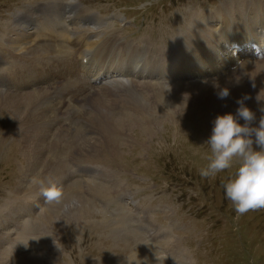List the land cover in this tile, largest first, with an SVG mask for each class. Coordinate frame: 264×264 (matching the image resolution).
Segmentation results:
<instances>
[{"label": "rangeland", "instance_id": "obj_1", "mask_svg": "<svg viewBox=\"0 0 264 264\" xmlns=\"http://www.w3.org/2000/svg\"><path fill=\"white\" fill-rule=\"evenodd\" d=\"M57 1L0 0V67L7 64V70L12 68L10 58L15 54L12 46L15 35L12 36L18 28L14 23V12H18L24 4V9L28 4L34 10L35 7H42L40 10L48 13L51 3H54L62 26L78 32L86 29L78 20L70 18V21L68 18L65 21L67 14L72 15L76 8L71 9ZM225 1L79 0L81 6L97 11L95 14L99 16L110 18L114 14L120 15L122 19L115 18L114 31H121L125 43L130 40L144 45L143 40H164L165 51L174 28L184 29L196 12L212 11ZM225 9L231 11L232 7ZM152 31L157 33L158 41L153 40ZM70 33L63 38L65 44ZM47 37L56 46V35L52 33ZM213 37V42L217 39L221 43L225 41L217 34ZM66 45L72 52L73 47ZM243 47V51L252 50L249 45ZM262 54L258 53L259 59ZM214 56L219 57L217 54ZM227 65L218 59L216 66L220 70L210 71V75L217 73L214 78L207 85L196 83L195 87L223 84L219 73ZM235 67L232 72L238 74ZM260 73L251 71L253 80H250L252 82L246 92L229 95L218 91L209 97L219 106H224L220 111L223 116L208 109V105L204 108L202 101L194 104L192 100V105L188 99H176L175 92L181 89L177 84H182L178 83L177 76H174L176 86H166L163 82L159 85L160 82L154 79H131L137 93L134 97L138 105L134 104L141 111V119L129 106L132 101L116 93L112 83L103 93L100 89L105 87L93 81L90 84L93 90L85 98L79 97V108L85 112L93 111L90 96L95 95L93 100L100 97L105 100L103 109L115 118L121 117V112H115L118 104L125 103L126 106L121 109L126 108L125 112L132 115L131 120L125 127L113 122L114 128L118 127L113 132H118L115 135L120 139L104 146L107 142L101 140L100 131H90V134L82 136L79 125L61 119L54 131H63L66 140L59 147L68 145L71 152L77 148L79 161L100 167L102 171L97 172L96 177L89 172L86 178L79 176L83 174L79 172V166H73L70 170L76 175L68 181V174L60 178L62 172L58 170L52 178H56L54 190L49 194L55 195L54 192L63 190V187L65 190L77 188L81 197L71 201L56 196L55 199H58L53 200L49 207L56 214L53 220L36 226L34 222L30 223L31 229L26 232L16 227L11 211L0 212V264H264V86L263 94L258 90L261 79L264 84V73ZM229 80L236 81L232 76ZM33 84L36 86L39 83ZM70 88L67 91L70 96L78 93L75 87ZM98 90L101 93L96 95ZM227 96L230 98L225 104ZM45 102L48 104L49 100L46 98ZM2 105L0 142H5V151L0 153V202L8 197L9 207L20 213L19 199L30 193L31 203L30 197L36 194L33 184L39 180L43 182L47 176L43 168L35 163L28 145L30 140L21 138L23 135L18 133V120H13L15 116L10 111L11 107ZM21 109L20 113H24L23 106ZM126 120L119 119L120 122ZM65 124L67 132L63 130ZM84 150L92 155L95 152L91 161L84 159ZM10 153L13 155L7 157ZM46 155L51 159L54 153ZM64 161L68 167L71 165L66 162L67 154ZM34 164L36 171L32 176L29 166ZM85 166L88 168L89 165ZM96 186L105 194L90 191ZM234 186L237 190L226 198L224 190ZM9 192H12L10 198ZM14 193L19 196H13ZM14 198L18 199V203ZM35 203L32 209H36ZM47 209L41 210L45 220L49 219L45 214ZM25 236L28 239L44 237L40 243L32 245ZM147 236L164 238V244L171 241L174 251L167 248L168 253H162ZM182 255L188 259H183Z\"/></svg>", "mask_w": 264, "mask_h": 264}, {"label": "bare ground", "instance_id": "obj_2", "mask_svg": "<svg viewBox=\"0 0 264 264\" xmlns=\"http://www.w3.org/2000/svg\"><path fill=\"white\" fill-rule=\"evenodd\" d=\"M53 4L54 3H51V8L50 10L48 9V13H44L40 10L42 7H35L34 10L28 4L27 9H24V7H26L24 4L18 12H14L16 17L14 23H16L18 28L16 29L17 32L12 36L14 37L15 35V41L14 44H12L15 54L12 59L10 58V67L13 68V73L7 78V83L5 84L10 86L9 90H4L6 92L0 91V104H3L2 106L8 104L7 106L11 107L10 111L13 112L12 114L15 116L13 120H18V133L20 136L23 135L21 138L30 140L28 145L34 156L35 163L43 168L47 176L43 182L39 180L33 184L35 187V196L38 193H42L38 199L34 201L36 202V209L21 207L20 213H18V210L9 207L10 203L8 197L6 201L0 202V212L6 210L11 211L15 216L16 227L25 232L31 229L30 223L34 222V226H36L53 220L56 214H53L52 210L49 208L53 200L66 198L73 201L74 198L80 196V193L78 194L76 191L77 188L65 190L64 187L63 190L58 189L55 191V195L49 194V191L53 192L54 190L55 181H53L54 179L52 178L56 176L58 170L62 172L60 178L68 174V181L73 179L76 175V173L70 170L73 166H79V172L83 173L79 176L84 175L86 178H88L87 173L89 172L94 175L93 177H96L95 174L102 171L100 167L79 161L77 148L71 152V149L67 147L68 145L59 147L63 140H66L63 131L57 133L54 131V128L58 127L57 124L60 123L61 119L64 121L67 120L69 123L73 122L72 124L74 125H79L81 128L79 134L82 136L90 134V131H100L102 135L101 140L107 142L103 145L107 146L118 142L120 139L116 137L118 132H113L115 128H118H114L113 122L119 123L121 126L125 127L132 118L131 114L125 112L126 108L124 110L121 109L126 106L125 103L120 102L118 104L115 112H121V117L115 118L112 116L111 112H106L105 109H103L105 108V106H103V104L106 103L105 100L101 97L93 100L95 95L90 96L91 104L94 107L93 111H77L75 115V110L79 107V105H77V101L80 99L79 97L82 96L85 98L86 93L90 91V88H86V78L100 80L109 85L112 83L111 86L116 93L126 97L127 101H132L129 106L134 108V114L141 119V111L138 107H135L134 104L135 102L138 105L134 97L137 93L135 92L134 84L131 79H135L136 81L147 80L146 78L144 79V74L148 77H152L154 73L158 71L159 74H161L159 85H161L162 82L165 85L167 81H170L168 86H176L177 83L174 82V76H177L176 79L179 81L178 83L182 84H177L181 89L175 92L176 99H188L192 105V100L194 104H198L202 101L204 108L208 105V109L217 111L223 116L220 111L223 110L222 108L224 106H219L218 103L213 102L209 97L218 91L226 92L229 95L242 91L246 92L247 87L251 85L250 83L252 81L250 80H253L251 71L264 73V0H227L222 2L216 9L208 11L211 15L204 11L196 12L192 21L189 25H185L184 29L172 27L174 29L169 39L168 47L166 45L167 51L164 50V40H159L158 42L145 41L144 45H139L137 42L128 40L124 45L121 39V31H114V16H112L111 19H107L103 15L99 16L85 6H81L79 1H77L76 5L74 4L77 13L75 10L70 18H72L73 21L78 20L81 23L80 25L86 24L85 27L82 25V27L86 29L81 32L76 30L73 31V28L62 26V20L56 14L58 11L57 6ZM227 6L232 7V10H226L225 7ZM41 13L44 14L40 15ZM36 14L38 16H35ZM29 17L31 18L29 19ZM84 19H87V21H83ZM65 21H67V19ZM64 28L65 32H63ZM8 30H10L9 27ZM69 32L71 33L66 44H70L73 47V52H71L68 45L64 43L63 39ZM52 33L57 37L56 46L52 44V41L47 37L51 36ZM216 34L221 36V38H225V41L221 43L217 39L213 42V35ZM119 41L121 42L117 43ZM228 45L230 46L227 47ZM248 45H253V50L251 52L243 51V46ZM197 49H202L203 51L199 52ZM256 52H263L261 55L262 57L260 56L261 59L258 58V53ZM85 53H90L99 57L97 69L89 70L90 64H84L82 60L85 57ZM214 54L219 55V57L214 56ZM218 59H222V61L228 64V67H225L223 72L219 73V78L222 80L223 84L219 86L209 85L207 88L195 87L196 83H200V86L201 84L207 85V82H210L212 77L217 74L210 75V71L218 72L220 70V67L216 66ZM78 61H80V65L86 69L85 73H82L78 69ZM235 65V70H238V74L232 72V68H234ZM136 69L137 71H135ZM134 71L139 74L136 75ZM231 76L236 79L235 83L229 80ZM202 79H205V81ZM186 81L187 83H185ZM260 81L261 84L259 83ZM260 81H258L260 84L258 90H260V92L262 91L263 94L262 85L264 86V84H262V79ZM65 82H67V84L64 85ZM33 83L39 84L32 86ZM43 83H45V85ZM71 84H80L82 89L77 88L78 93L70 96L64 86ZM257 86L256 84V87ZM100 90L105 93L106 87ZM167 90L169 93V89ZM98 93L99 90L96 95ZM46 98L49 100L50 104H46ZM229 98L230 96H227V99L224 101L225 104L229 102ZM119 101H121V99ZM21 106L24 107V113H20L22 110ZM204 110L205 109L201 111L200 115ZM2 113L3 112H1V114ZM106 115L109 116V118L106 117ZM122 118H127V120L120 122L119 119ZM115 119L118 122L115 121ZM14 129L16 128L14 127ZM65 129H68L66 124L63 127V130ZM120 129L122 130V128ZM13 132L15 133L16 131ZM7 136L4 137L5 140ZM50 142H52V144H50ZM4 146L5 142H0V153L4 150ZM71 147H73V145ZM51 152H53L54 155H52L53 157L50 159L46 157V154ZM64 152L67 154V164H71L69 167L66 165L65 161L63 162V158H66ZM84 152L86 153L84 159L86 161H91L95 152L93 155L86 152V150H84ZM11 155H13V153H10L7 157ZM112 162L115 161L113 160ZM85 164L89 165L88 168ZM29 169L32 172V176H34L33 173L36 171L35 164L33 167L29 166ZM50 182H52L50 189L44 191V187L48 188L45 184H50ZM72 183L74 182L70 184ZM63 185L64 182H62V186ZM82 186H84V184ZM97 188L100 187H92L91 190H89H97L100 194H105L103 190L99 191ZM12 192H9V198ZM95 192L93 194H95ZM13 196L17 197L19 195L14 193ZM56 196H58L57 199H55ZM13 200L18 203L17 198ZM30 204L31 203H29V205ZM43 208H48L47 212H45L46 216L49 218L48 220L43 219L45 218V215L41 214ZM20 234L21 233H19V235ZM43 237L44 236H41L36 239L26 238L32 242L33 245L40 243ZM147 237L162 253H168L167 248L174 251L171 241L164 244L163 241L166 240L164 238L156 236ZM182 257L183 259H188L185 255H182Z\"/></svg>", "mask_w": 264, "mask_h": 264}]
</instances>
